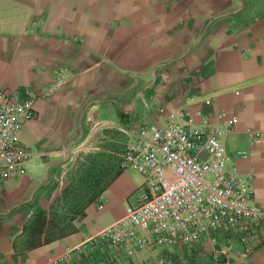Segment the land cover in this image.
<instances>
[{
	"label": "crops",
	"instance_id": "crops-1",
	"mask_svg": "<svg viewBox=\"0 0 264 264\" xmlns=\"http://www.w3.org/2000/svg\"><path fill=\"white\" fill-rule=\"evenodd\" d=\"M62 73L64 83L36 101V117L20 130L31 155L26 176L0 181V264H48L138 203L144 178L124 171L73 233L46 242L52 218L64 214L53 205L71 184L74 157L112 130L125 142L118 127L225 111L237 122L225 140L230 166L253 176L264 202V0H0V89L20 99L54 88ZM234 246L228 257L220 242L126 260L96 244L75 264H264V245L249 254Z\"/></svg>",
	"mask_w": 264,
	"mask_h": 264
},
{
	"label": "built area",
	"instance_id": "built-area-1",
	"mask_svg": "<svg viewBox=\"0 0 264 264\" xmlns=\"http://www.w3.org/2000/svg\"><path fill=\"white\" fill-rule=\"evenodd\" d=\"M65 78L62 73L54 88L41 93L28 90L20 99L0 89V181L26 176L31 155L19 140L20 130L36 117V101L50 97ZM197 116L198 122L190 116L185 120L182 114L163 124L118 127L126 137L117 153L120 169L144 178L138 203H127L121 220L48 264H75L96 244L126 259L158 250L192 252L220 242L218 254L226 257L236 242L247 254L263 246L264 202L255 198L253 176L246 178L237 166H230L225 140L235 131L236 119L225 111L215 120ZM248 132L254 141L260 139L259 133Z\"/></svg>",
	"mask_w": 264,
	"mask_h": 264
},
{
	"label": "rangeland",
	"instance_id": "rangeland-1",
	"mask_svg": "<svg viewBox=\"0 0 264 264\" xmlns=\"http://www.w3.org/2000/svg\"><path fill=\"white\" fill-rule=\"evenodd\" d=\"M106 136L107 138H104L103 140L107 141L106 143L101 142V139L98 138L88 150H84L82 153H79L74 157L68 175L69 183L71 182V184L73 183L74 185L83 188L88 186L90 187V190L93 191L96 182H99V185H102L107 181V171H110L113 168L116 169L115 164L118 157L115 153L117 152V147L121 146V143H123L125 139L115 130L110 131L109 135ZM104 148L106 151L112 150L113 154H107ZM104 153H106V157L104 155L102 156ZM113 156L116 157V159ZM108 173L113 174V172ZM86 182H88V185H85ZM122 258L126 259L123 256Z\"/></svg>",
	"mask_w": 264,
	"mask_h": 264
},
{
	"label": "trees",
	"instance_id": "trees-1",
	"mask_svg": "<svg viewBox=\"0 0 264 264\" xmlns=\"http://www.w3.org/2000/svg\"><path fill=\"white\" fill-rule=\"evenodd\" d=\"M114 158L116 159V157ZM115 165L116 169L113 168V174H111V178H108L107 181H105L102 185H99V182H96L93 191L90 190V187L88 186L83 188L78 187L73 183L63 189L60 198L53 205V212L58 214L61 208V213L64 214L62 218H59L57 215L52 218V231L48 233V237L49 234L51 236L46 240V242H51L75 231L73 222L79 220L84 215L85 210L122 173V170L120 169V160L118 158L116 159ZM85 185H88V182H86Z\"/></svg>",
	"mask_w": 264,
	"mask_h": 264
}]
</instances>
